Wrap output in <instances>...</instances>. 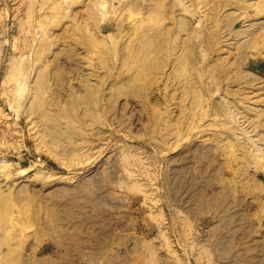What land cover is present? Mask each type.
Here are the masks:
<instances>
[{
	"label": "rangeland",
	"instance_id": "374dc122",
	"mask_svg": "<svg viewBox=\"0 0 264 264\" xmlns=\"http://www.w3.org/2000/svg\"><path fill=\"white\" fill-rule=\"evenodd\" d=\"M0 264H264V0H0Z\"/></svg>",
	"mask_w": 264,
	"mask_h": 264
}]
</instances>
